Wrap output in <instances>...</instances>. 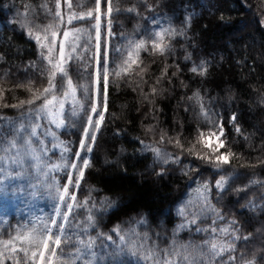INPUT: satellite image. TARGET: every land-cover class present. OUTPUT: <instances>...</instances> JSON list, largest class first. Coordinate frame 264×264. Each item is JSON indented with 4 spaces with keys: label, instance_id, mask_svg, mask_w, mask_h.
<instances>
[{
    "label": "trees",
    "instance_id": "1",
    "mask_svg": "<svg viewBox=\"0 0 264 264\" xmlns=\"http://www.w3.org/2000/svg\"><path fill=\"white\" fill-rule=\"evenodd\" d=\"M72 4L70 10L61 0L65 21L70 11L94 9L95 0ZM114 7L120 11L112 14V35L106 18L101 24V52L106 46L110 73L107 110L102 104L98 108L104 120L94 144L86 142L92 147L87 152L80 140L93 103L94 20L58 28L53 59L66 28L88 30L67 65L73 82L88 91L78 90L83 107H77L76 115H71V98L66 101L65 124L57 127L50 116L29 113L40 100L12 107L31 99L27 87L37 91L48 84L50 66L41 55L46 49L28 31L43 32L58 19L56 0H0V242L31 248L14 238L44 233L59 201L58 189L69 172L75 179L79 170L51 165L89 159L79 187L69 185V197L60 207L58 225L65 223L63 214L75 193L76 206L64 232L52 230L67 239L58 255L74 264H156L166 253L173 264H264V0H114ZM247 17L252 19L249 27ZM165 30L176 34L165 32L169 48L160 54L151 42ZM141 40L146 47L138 56L133 52L137 63L128 74L115 76ZM70 46L69 41L66 51ZM201 68L206 69L203 74ZM56 83L54 94L60 96L64 89L59 76ZM97 119L94 114L93 121ZM254 122L259 123L257 130ZM221 123L226 145L221 150L230 149L235 157L217 169L187 149L196 144L195 151H208L197 137L201 131H217ZM12 140L15 149H10ZM221 176L227 178L223 190L216 187ZM89 240L94 242L90 250L85 248ZM213 241L226 247L219 256L209 253L206 242ZM148 251L156 257L145 260ZM0 252L3 264L26 259L3 243Z\"/></svg>",
    "mask_w": 264,
    "mask_h": 264
},
{
    "label": "snow or ice",
    "instance_id": "2",
    "mask_svg": "<svg viewBox=\"0 0 264 264\" xmlns=\"http://www.w3.org/2000/svg\"><path fill=\"white\" fill-rule=\"evenodd\" d=\"M67 7L71 10L73 8L72 0H64ZM106 8L102 11V0H95L94 9H89L87 12H75L70 11L67 19L65 21L64 16L62 15L61 8V0H56V11L54 13L55 17L58 19L54 23H50L43 28V32H33L30 28L28 31L29 36L34 37L37 43L41 48L46 49V54L44 52L41 55L47 60L50 69L48 71V84L42 90L33 91L29 86L27 90L32 92L31 99L26 101H20L17 105H12V107H23L25 104L34 105L37 100L42 101L40 105L36 108H30L29 113H35L36 118H40L41 115L50 116L52 118L53 123L56 124L57 127L63 126L65 124V120L63 118V113L65 109L66 101L71 98V102L73 110L71 115L77 114V107L82 108L83 105L81 101L77 98V92L79 89H83L85 92L88 91L87 86L85 85H77L73 82L71 76L68 74L67 65L73 59V53H76L77 48L80 47L79 41L81 40V34H88V30L84 28H66L63 31L62 39L59 42V54L56 59H53L52 53L56 49L57 37L59 35L58 28L60 24H72L75 20H94V24H92V28L95 30V52L93 54L95 63H96V71L93 73V103L90 109L91 113L96 114L98 119L93 121L92 115L88 116L87 126L83 129V138L80 140V148L82 150L86 149L87 152L92 151V147L86 143L87 141H91L94 144L96 140V131L101 126L104 120V111L107 110V98H108V83H109V69L107 67V52L106 50L101 52V24L103 22V18H107L108 25V34L111 33V17L113 12H119L120 9L118 7H114V0H105ZM128 11H134V9H128ZM165 32H168L169 35H175L174 30H165L164 32H157L155 35L157 39L151 42L153 51L159 52L163 54L168 50L169 45L164 41ZM89 41H91V35H88ZM45 41H48L47 43ZM69 41L71 42L70 50L66 51V48L69 45ZM146 42L141 40L134 44L133 51L128 52V58L123 61L120 66V71L115 72V76H120L121 74H128L132 65L136 64L137 61L133 59V52L138 56L139 51L145 49ZM78 59H83V56L77 57ZM193 72H197L198 69L196 67L192 68ZM200 74H203L206 69H199ZM57 76L60 77L61 84L59 87L63 88V92L60 96L55 95L56 89L58 87L56 83ZM21 87H25L21 85ZM155 91V89H153ZM4 90L0 89V99H3ZM103 106L104 111H99L98 108ZM7 106V105H5ZM202 111H203V106ZM205 117H207V112L203 113ZM232 120H235V116L232 117ZM23 127V126H21ZM39 125H36L33 128V135L35 134L36 128ZM219 135H217L216 131L209 130L207 134L201 131L197 137V143L202 146L203 149H207L208 151L201 154L200 152L195 151L196 144H193L192 148L187 149L190 154H195L198 158L206 160L208 163L213 164L217 169L222 168L224 165H228L231 162V158L235 157V154L231 152L230 149L227 152H221L220 150L225 148V141L221 137H223V124L218 125ZM239 131V128H237ZM215 138L214 142L213 139ZM163 139V137L161 138ZM177 147H183L181 145L179 139L175 141ZM10 149L16 148V141L12 140L9 142ZM64 152H68V148L63 149ZM157 155L159 156V149L155 150ZM211 153V154H209ZM76 157H80V152L75 153ZM179 159L178 157L176 158ZM167 162V161H165ZM90 166L89 159H83L82 164H77L76 162H72L70 164H53L51 165L52 169H59L61 167H70L71 169H79L78 174L75 179L71 172L68 173L67 183L63 186L62 189H58L60 191L59 199L64 201L69 197V185H73L75 187H79L80 181L84 177L85 169ZM227 183V178L221 176L219 180L216 181V187L218 189L223 190L225 184ZM203 190L206 193L208 191V186L205 184L203 186ZM206 199V197H205ZM70 200L72 203H68L66 205L67 212L63 214V221L66 223L68 221V217L71 214L73 208L76 206V195L72 193L70 195ZM87 203V201H85ZM57 215H60L59 210H57ZM89 223H93V217L90 215L88 217ZM195 221H193L194 223ZM65 223L57 224L55 219L51 220V225L57 227L59 232L62 234L65 229ZM114 231L119 235L120 229L116 228ZM215 231V229H213ZM222 231L227 232V229ZM61 234H53L52 229L46 227L44 229L43 234H38L35 231L27 232L16 236L14 239L16 241H21L24 244L32 246L28 247H20L17 248L14 246L13 241H4L3 243L12 253L22 252L24 253L25 260L23 264H28V261H32V264H74L71 259H65L63 256L58 255V253L62 252L61 245L67 243V239H65ZM107 239L109 241L112 240V236H108ZM119 240L122 243L126 242V237L124 235H119ZM81 244H84V241H80ZM93 241L89 240L87 244H85L86 249H92ZM209 247L210 255L219 256L222 252L226 250V247L219 244V242H206ZM231 248V245L227 246ZM123 250V249H121ZM81 250L77 249V259H79V254ZM4 253L0 252V257H3ZM166 258L161 262L157 260L156 264H173V261L168 258L167 253L165 254ZM156 257V253L154 251H148L144 255L145 260H151ZM186 260L189 257H185ZM0 264H3V261L0 260ZM17 264H21L20 261H17Z\"/></svg>",
    "mask_w": 264,
    "mask_h": 264
},
{
    "label": "rangeland",
    "instance_id": "3",
    "mask_svg": "<svg viewBox=\"0 0 264 264\" xmlns=\"http://www.w3.org/2000/svg\"><path fill=\"white\" fill-rule=\"evenodd\" d=\"M206 7V6H205ZM107 19V18H106ZM246 21H247V23H248V27L249 26H251V24H252V19H251V17H247V19H246ZM96 43V42H95ZM234 49V48H233ZM105 50H106V46H105ZM104 50V51H105ZM230 50V49H229ZM94 52H95V49H94ZM106 52H107V50H106ZM220 54V53H219ZM222 56L223 57H225V53H222ZM94 65H95V67H94V70H93V72H95L96 71V63H95V60H94ZM93 97H94V93H93ZM226 100H228V97L226 96ZM90 115H92V118H93V113H91L90 112ZM86 126H87V124H86ZM253 127H254V129L255 130H257L258 128H259V123L258 122H254L253 123ZM217 132V135H219V131L217 130L216 131ZM208 132H205V134H207ZM82 138H83V135H82ZM213 139V142H214V140H215V138H212ZM80 151V148H79V150H78V152ZM221 152H224V151H222V150H220ZM75 160H76V158H75ZM102 163H104V159L102 158ZM74 162H76V161H74ZM62 202L63 201H61L60 199H59V201H58V205H57V208H56V210H55V212H54V215H53V219H55L56 220V218H57V210H60L59 208H60V206L62 205ZM52 227V225L50 226V228Z\"/></svg>",
    "mask_w": 264,
    "mask_h": 264
}]
</instances>
